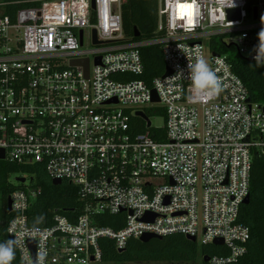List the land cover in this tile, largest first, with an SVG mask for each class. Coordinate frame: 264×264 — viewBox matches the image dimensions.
<instances>
[{
	"label": "built area",
	"instance_id": "obj_1",
	"mask_svg": "<svg viewBox=\"0 0 264 264\" xmlns=\"http://www.w3.org/2000/svg\"><path fill=\"white\" fill-rule=\"evenodd\" d=\"M157 1L163 37L128 41L121 18L126 0H33L35 6L13 18L3 15L0 0L4 161L42 167L50 181L74 187L83 202L73 221L54 211L51 225L32 226L28 211L40 189L25 178L24 189L8 197L6 225L20 264H35L38 248L47 253L43 264H102L100 239L119 251L145 234L223 247L226 254L208 256L210 264L246 254L250 229L238 218L252 161L264 164V104L250 100L226 57L210 46L218 40L253 60L264 0L250 7L248 0H233L234 7L231 0ZM156 44L163 74L149 83L131 79L144 73L140 50ZM197 51L222 81L216 96L195 98L187 76L176 75V66L186 68ZM84 60L87 76L73 63ZM157 116L162 126L152 125ZM132 118L142 121L143 132ZM103 213L122 214L121 228L97 226L94 217ZM145 215L153 220H142Z\"/></svg>",
	"mask_w": 264,
	"mask_h": 264
},
{
	"label": "trees",
	"instance_id": "obj_2",
	"mask_svg": "<svg viewBox=\"0 0 264 264\" xmlns=\"http://www.w3.org/2000/svg\"><path fill=\"white\" fill-rule=\"evenodd\" d=\"M6 5L2 8L3 15L14 17L17 10L35 6L33 0H3ZM254 0H248V7ZM157 0H126L121 6L122 29L128 41L141 39H161L163 33L157 31ZM134 30L138 36L134 37ZM210 46L216 54L224 55L232 72L239 77L245 86L252 102L264 104V73L261 67L255 65L254 60L243 58L235 46L220 44L213 40ZM161 44L140 50L144 64V73L131 79H141L146 83L164 72V64L160 52ZM136 132H143L144 125L138 118H132ZM15 174L29 176L31 188H39L40 193L32 203L28 214L32 226H49L52 214L57 211L74 220L82 212L83 202L79 200L76 189L62 182L54 186L40 166H18L0 161V241L9 240L6 235V225L11 218L7 211V198L17 189H24V184L11 183L10 178ZM249 204L243 205L239 212V222L250 229V239L246 244V254L236 262L230 264H264V164L260 158H254L250 171ZM75 213V215L73 214ZM123 215L108 213L97 214L94 222L100 227H110L118 230L122 226ZM102 253V264H210L203 262L205 256L225 255L223 247L192 243L184 236L172 234L162 239H151L142 243L136 239H129L124 250H115L111 240L102 238L99 241ZM12 264H20L15 249Z\"/></svg>",
	"mask_w": 264,
	"mask_h": 264
},
{
	"label": "clouds",
	"instance_id": "obj_3",
	"mask_svg": "<svg viewBox=\"0 0 264 264\" xmlns=\"http://www.w3.org/2000/svg\"><path fill=\"white\" fill-rule=\"evenodd\" d=\"M234 6V2L231 0L229 7ZM261 23L264 24V16L261 17ZM258 41L259 43L252 50V59L257 67H264V28L258 33ZM176 75L187 76L195 98L213 97L222 91L220 77L199 51L193 55L192 59H187L186 68L176 66ZM16 243V239L0 241V264H12L15 258ZM46 255L45 250L38 248L35 264H43Z\"/></svg>",
	"mask_w": 264,
	"mask_h": 264
},
{
	"label": "water",
	"instance_id": "obj_4",
	"mask_svg": "<svg viewBox=\"0 0 264 264\" xmlns=\"http://www.w3.org/2000/svg\"><path fill=\"white\" fill-rule=\"evenodd\" d=\"M92 7H93V2H92ZM234 13L236 14L237 13V10H230V11H228V14L230 16L232 14H234ZM254 18H255V10H254ZM80 36H81V33H80ZM93 36L95 38V31H93ZM137 36H138V32L136 30H134V37H137ZM98 61H99V59L96 60L97 63H98ZM73 63L74 64L81 63L84 66V68H85V73H86V76H87V69H88V62H87V60H84V61H81V62H73ZM169 74H170L169 70L166 69L163 77H165V76H167ZM153 101H157L155 97H153ZM247 102H249V99H247ZM136 116L139 117V118H141L142 120L146 121V117L142 113L137 112L136 113ZM147 126H149V123H147ZM3 160H4V152H3L2 149H0V161H3ZM15 181L17 183L23 184L25 182V178H18V177H16L15 178ZM51 184L54 185V186H57V185H60L61 182L59 180H52L51 181ZM249 200H250V197L248 195L244 199L243 205H248L249 204ZM6 205H7V211L10 212V199L9 198H7V204ZM142 220H144V221H152L153 220V217L150 216V215H145L142 218ZM151 239H158V240H160V239H162V237L161 236L152 235V234H145V235H143L142 237L139 238V241L142 242V243H146V242H148ZM185 239L188 240V241H190V242H192V243H195V239L192 238V237H185ZM28 244H29V246H30V248H31V250L33 252L34 243L32 241H29ZM213 244L220 246V245L223 244V242H222V240H215L213 242ZM122 251L123 250H119L118 252H122ZM208 261H209L208 256H205L203 258V262L208 263Z\"/></svg>",
	"mask_w": 264,
	"mask_h": 264
},
{
	"label": "rangeland",
	"instance_id": "obj_5",
	"mask_svg": "<svg viewBox=\"0 0 264 264\" xmlns=\"http://www.w3.org/2000/svg\"><path fill=\"white\" fill-rule=\"evenodd\" d=\"M86 43H87V39H86V36H85V38H84V46H86ZM151 122H152V125H153V126H158V127H159V126H162V125H163V120H162L161 118H158V116L155 117V118H153V119L151 120ZM18 176L23 177V178H26V179H27L26 184L29 183V179H28L29 176H28V175H25V174H15V175H13V176L10 178L11 183L16 184L17 182L15 181V178L18 177ZM197 244H198V246H200L199 243H197Z\"/></svg>",
	"mask_w": 264,
	"mask_h": 264
}]
</instances>
